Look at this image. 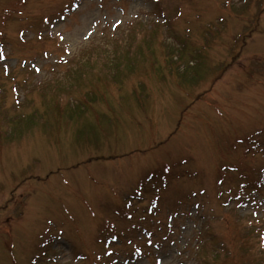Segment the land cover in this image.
<instances>
[{"label": "rangeland", "instance_id": "1", "mask_svg": "<svg viewBox=\"0 0 264 264\" xmlns=\"http://www.w3.org/2000/svg\"><path fill=\"white\" fill-rule=\"evenodd\" d=\"M0 264H264V0H0Z\"/></svg>", "mask_w": 264, "mask_h": 264}, {"label": "trees", "instance_id": "2", "mask_svg": "<svg viewBox=\"0 0 264 264\" xmlns=\"http://www.w3.org/2000/svg\"><path fill=\"white\" fill-rule=\"evenodd\" d=\"M195 74H197V72H195Z\"/></svg>", "mask_w": 264, "mask_h": 264}]
</instances>
